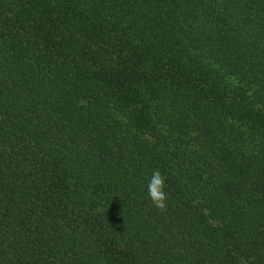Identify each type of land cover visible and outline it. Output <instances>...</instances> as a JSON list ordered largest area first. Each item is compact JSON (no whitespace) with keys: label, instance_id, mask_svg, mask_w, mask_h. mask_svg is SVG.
I'll use <instances>...</instances> for the list:
<instances>
[{"label":"trees","instance_id":"obj_1","mask_svg":"<svg viewBox=\"0 0 264 264\" xmlns=\"http://www.w3.org/2000/svg\"><path fill=\"white\" fill-rule=\"evenodd\" d=\"M0 264H264V0H0Z\"/></svg>","mask_w":264,"mask_h":264},{"label":"clouds","instance_id":"obj_2","mask_svg":"<svg viewBox=\"0 0 264 264\" xmlns=\"http://www.w3.org/2000/svg\"><path fill=\"white\" fill-rule=\"evenodd\" d=\"M166 177L159 170H154L147 185L148 196L154 207L161 212L167 211L168 195L165 192Z\"/></svg>","mask_w":264,"mask_h":264}]
</instances>
